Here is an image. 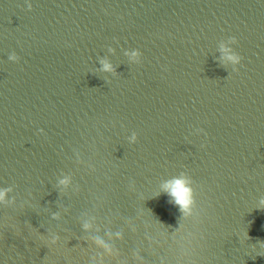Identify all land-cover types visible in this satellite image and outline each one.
I'll return each instance as SVG.
<instances>
[{"label":"clouds","instance_id":"9594fccd","mask_svg":"<svg viewBox=\"0 0 264 264\" xmlns=\"http://www.w3.org/2000/svg\"><path fill=\"white\" fill-rule=\"evenodd\" d=\"M28 9H32V5L28 4ZM233 43H237L236 38H231ZM222 52L225 53V59L230 61L233 65H239L241 63L242 57L238 53H232L229 49L222 48ZM12 59H15V57H12ZM104 70L105 71H111L112 66L108 63H104ZM234 71H238L237 68H234ZM135 137H133V140ZM64 181H62L63 183ZM188 181L185 179H174L170 182H167L164 184L163 190L172 197V201H169L170 203H173V205L177 206L179 209V212L181 213H189L191 209V205L193 203L192 198V190L188 186ZM4 198V192H0V200H3ZM262 208L261 210H264V199L261 200ZM87 227V225H85Z\"/></svg>","mask_w":264,"mask_h":264}]
</instances>
